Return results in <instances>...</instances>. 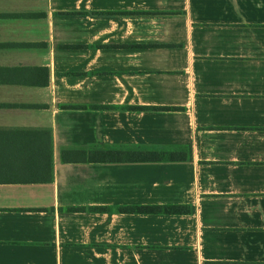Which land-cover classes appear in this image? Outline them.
I'll use <instances>...</instances> for the list:
<instances>
[{"label": "crops", "instance_id": "1", "mask_svg": "<svg viewBox=\"0 0 264 264\" xmlns=\"http://www.w3.org/2000/svg\"><path fill=\"white\" fill-rule=\"evenodd\" d=\"M0 264H264V0H0Z\"/></svg>", "mask_w": 264, "mask_h": 264}, {"label": "trees", "instance_id": "2", "mask_svg": "<svg viewBox=\"0 0 264 264\" xmlns=\"http://www.w3.org/2000/svg\"><path fill=\"white\" fill-rule=\"evenodd\" d=\"M65 153H63L64 155ZM82 161L91 163H129V162H162L178 161L172 154L167 152H150L142 150H121L117 148H105L90 152H83ZM65 159V158H64ZM97 210L107 211L108 209L100 208ZM120 211L128 213H148L164 215L189 214L190 207L183 205H164V206H132L120 208Z\"/></svg>", "mask_w": 264, "mask_h": 264}]
</instances>
